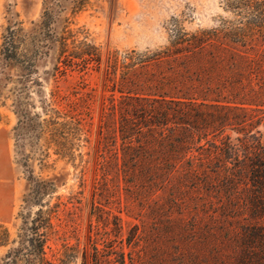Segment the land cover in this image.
Here are the masks:
<instances>
[{
    "label": "rangeland",
    "instance_id": "374dc122",
    "mask_svg": "<svg viewBox=\"0 0 264 264\" xmlns=\"http://www.w3.org/2000/svg\"><path fill=\"white\" fill-rule=\"evenodd\" d=\"M227 3L0 0V44L8 25L21 23L24 32L30 31L49 7L59 21L68 19L78 41L86 38L102 54L99 68L65 74L53 71L51 55L37 63L36 73L27 83L25 102L30 113L41 111L44 101H51L54 94L61 101L57 107L68 104L82 114L84 135L74 161L50 153L48 167L41 168L37 147L23 131L15 130L18 117L9 90L18 76L12 69L11 82H0V189L11 194L10 209L6 211L3 204L0 207V233L2 228L8 231V244H0V264L14 246L22 217L36 210L23 201L30 191V175L54 183L55 193L46 200L50 205H63L52 220L55 234L49 247L53 252L65 244L75 247L77 264H81L83 249L90 248L89 237L99 250V264H109L103 257L111 252L124 253L125 264H264V218L251 214L248 199L254 191H248V186L225 191L212 175H191L187 156L149 176L124 169L120 159L118 121L130 104L121 92L131 87L150 95L186 93L198 98L207 86L222 88L225 95L234 93L237 81L242 80L247 88L262 87L257 101L264 110V84L254 77L264 69V33L246 29L252 20L236 15ZM214 32L219 37H212ZM176 34H206L210 39L201 53L176 58L172 56ZM109 53L117 56L115 72L106 64ZM233 63L234 72L229 69ZM261 76L264 80V74ZM149 99L159 100L156 96ZM200 103L198 98L193 113L202 114L211 123L202 132L205 136L195 133L200 153L210 148L205 137L227 136L235 144L240 137L235 129L252 130L251 123L260 115L205 108ZM136 104L139 108L157 106L152 100ZM177 108L189 109L186 104ZM243 118L247 122L240 125ZM218 128L221 130L215 131ZM252 131L264 133L263 124ZM193 153L197 156L195 150Z\"/></svg>",
    "mask_w": 264,
    "mask_h": 264
},
{
    "label": "trees",
    "instance_id": "16d2710c",
    "mask_svg": "<svg viewBox=\"0 0 264 264\" xmlns=\"http://www.w3.org/2000/svg\"><path fill=\"white\" fill-rule=\"evenodd\" d=\"M227 1L228 7H231L236 15L252 20L246 25V29L261 35L264 33V0ZM73 12L75 13V10ZM20 24L8 25L0 44V75L3 76L0 82L4 81L5 85L11 82L9 70L13 69L18 76L16 85L9 90L10 95L14 96L12 106L15 107L14 113L18 117L15 130L23 131L30 138L31 145L37 147L41 168L48 167L50 153L57 159L74 161L78 143L83 140L84 135L82 114L77 113L74 107L68 104L62 109L57 107L61 101L54 94L50 95L51 101H44L41 111L30 113L28 103L25 102L27 83L36 73L37 63L51 55L55 61V73L65 74L67 71L82 72L99 68L102 63L100 48L88 42L86 38L78 41L69 28L68 19L59 21L49 7H45L39 20L32 23L30 31L24 32ZM214 33L212 37H219V33ZM173 38L172 56L184 59L201 53L210 39L206 34H176ZM117 63V56L109 53L106 59L107 67L115 72ZM234 67L236 65L233 63L229 69L234 72ZM262 70L261 75L264 74V69ZM261 75L255 74L254 77L263 86ZM248 77L252 78V75L248 74ZM236 84L237 91L227 95L222 88L205 87L198 97L201 99L199 105L205 108L240 111L244 115L257 112L260 115L251 123L254 125L252 130H256L260 124L264 126L263 104L257 101L263 93L262 87L255 89L249 85L247 88L242 80ZM135 88L121 92L130 102L118 121L122 167L149 176L154 172L165 171L171 167L172 162L187 156L191 164V175H212L218 179L220 189L225 191L237 190L240 185L248 186V191H254L248 199L251 214L264 218V133L235 129L240 136L235 144L230 142L227 136L212 140L205 137L203 140L210 148L200 153L199 147H196L198 143L195 133L201 134L211 123L202 114L193 113L198 100L196 95H150ZM209 93L214 97H209ZM150 96H156L159 100L149 99ZM150 100L155 101L157 106L139 108L136 104ZM185 104L189 107L186 111L177 108ZM245 122L247 121L243 118L240 125ZM201 136L205 135L202 133ZM198 140H202V137H198ZM194 150L197 156L194 155ZM195 157L196 162H193ZM28 181L31 182V187L23 201L29 202L36 210H31L22 217V224L12 242L14 246L1 259L2 264H77L79 252L75 247L65 244L55 252L49 247V242L55 234L52 220L58 208L63 205L61 202L50 205V200H46L55 193L54 183L39 181L32 175L28 177ZM89 241L90 248L85 247L80 255L81 264H99L100 253L96 243L91 237ZM0 244H8L6 228H2L0 233ZM47 251L51 252L50 257ZM103 259L109 264H125L124 253L111 252Z\"/></svg>",
    "mask_w": 264,
    "mask_h": 264
},
{
    "label": "crops",
    "instance_id": "0c3cea01",
    "mask_svg": "<svg viewBox=\"0 0 264 264\" xmlns=\"http://www.w3.org/2000/svg\"><path fill=\"white\" fill-rule=\"evenodd\" d=\"M10 191H2L0 189V207L1 205H5V210L8 211L10 209L9 205L11 203V198H10ZM1 218V216H0Z\"/></svg>",
    "mask_w": 264,
    "mask_h": 264
}]
</instances>
